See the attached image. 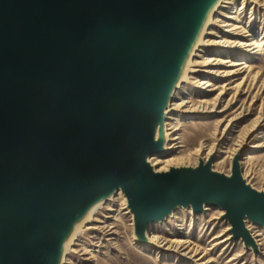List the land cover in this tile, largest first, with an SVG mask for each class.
<instances>
[{"label": "water", "instance_id": "95a60500", "mask_svg": "<svg viewBox=\"0 0 264 264\" xmlns=\"http://www.w3.org/2000/svg\"><path fill=\"white\" fill-rule=\"evenodd\" d=\"M209 0H0V264H55L72 216L122 187L143 234L174 207L225 210L235 238L264 193L208 165L154 172L153 129Z\"/></svg>", "mask_w": 264, "mask_h": 264}, {"label": "rangeland", "instance_id": "374dc122", "mask_svg": "<svg viewBox=\"0 0 264 264\" xmlns=\"http://www.w3.org/2000/svg\"><path fill=\"white\" fill-rule=\"evenodd\" d=\"M243 2L244 0H234L231 6H228L230 8L225 11L223 18L229 20L228 16L235 13L237 18L236 22L235 20L230 21L241 25L244 31L235 35V32H230L228 28L221 27L220 24H217V26L212 24V28L218 31L216 36L223 35L231 39L251 40L264 35V12H261L259 5L256 7L258 11L256 9L252 11L254 4L251 0H247L245 4ZM206 48L208 52H211L210 54L213 57H221L233 62H240L245 59L251 66L252 74L259 72L261 77H264V46L260 54L246 53L239 48L230 49L213 45L206 46ZM200 61L202 60L200 59ZM229 66L230 63L221 65L224 69L231 70L236 68ZM188 67L183 77L184 84L182 88L178 89V96L191 103H198L202 98L212 99L215 93L210 91L211 88L204 89L195 82L196 78L202 79L207 76L206 67L202 65L198 67L189 65ZM244 76L245 73L223 78L214 76V79L211 80L213 84L218 83L220 80L227 81L230 83V87H233ZM249 83L250 81L246 82L247 85ZM260 84L261 82L257 83L251 96H248L246 99L248 100V105L252 103V108L254 109L253 114L238 124L232 137H235L238 131L254 119L259 112L262 97L264 96V90H262L261 94H256ZM234 92V90L231 91L225 98L221 108ZM246 96L244 95L238 98L231 105L232 107L230 106L228 108L226 113L219 112L221 108L213 112L193 114L179 111L177 113L178 121H174V123L179 127L177 133L182 138L183 147H179L176 151H170L160 156L164 158L168 156H185L192 153L200 145H205L206 147L212 144L213 133L220 124V121L223 120L225 124V120L230 118L229 115L236 107L242 104ZM175 100L177 99L173 98V101ZM173 114V112L168 113L166 121H169V115ZM258 143L262 145L255 147ZM228 144L231 147L232 140H226L217 146V156ZM239 153H241V160L252 153L253 158L248 160L249 164L243 168V175H245L246 180L252 186L259 190H264V127L254 131L251 143L243 147ZM228 168V166H224L223 168L214 167V169L224 173L228 172ZM230 173L231 169L228 174ZM111 206L112 209H108ZM125 206H127L126 198L124 195L119 196L118 194L102 206H97L77 228L74 236L68 243V254L66 255L64 264H229L228 260L232 257L236 258L232 262L233 264H264V246L258 247V251L248 248L242 240V237L235 238L228 243L222 242L213 245V242L220 240L214 239L215 236L219 234L226 236L228 234L226 228L229 226V221L227 218L221 217L220 214L222 211L219 208H206L203 213H195L196 215H194L190 211V208L187 210L180 207L174 212L178 216V219L169 216L165 221L151 224L149 227L153 233H158L169 238H187L196 243L200 247V255L203 253V250L207 251V257L203 260L204 263H202L196 260L200 255H182L173 251L158 252L152 244L141 242L142 240L139 241L135 235L136 231L133 217L130 213H126ZM95 217L105 222H97L102 228L90 231L86 230L89 224L96 223L94 221ZM108 225L109 227H107ZM248 227L251 233L257 232L259 229L253 223H248ZM110 229L115 231L112 236L107 235ZM262 233L264 237V229H262ZM262 242L264 243V238H262ZM77 243H81L83 246L76 245ZM73 248H75L74 252H72Z\"/></svg>", "mask_w": 264, "mask_h": 264}, {"label": "bare ground", "instance_id": "6f19581e", "mask_svg": "<svg viewBox=\"0 0 264 264\" xmlns=\"http://www.w3.org/2000/svg\"><path fill=\"white\" fill-rule=\"evenodd\" d=\"M253 1V8L256 9V7L259 5L261 8V12H264V0H251ZM234 2V0H209L207 4L204 6L200 14L195 20L194 26L191 30V33L184 44L182 50L180 51V54L176 60V64L174 67V71L171 76L170 84L168 87V91L163 103V107L161 109L160 116L154 126L153 129V138L154 140L161 142V150L157 152L149 153L146 156V162L149 164V166L152 168L154 172H166L169 171L172 168H181V167H196L198 165H208L209 169L211 171H215L218 173H222L226 176H230L232 174L233 168L235 163H238L240 172L242 175V179L246 183V185L255 188L252 186L247 180L245 175H243V168H245L248 164L250 159L253 158L252 153L248 154L247 157H245L243 160L240 159L241 149L245 147L248 143H251V139L253 136L254 131H256L258 128L264 127V96L262 97V104L260 107L259 112L257 113L256 117L252 119L247 125L242 127L237 135L235 137L233 136V133L236 131V128L238 127V124L245 120L248 116L253 114V108L252 103L248 105L247 97L251 96L253 90L257 86L258 82H261L260 87L257 89L258 91L256 94H261L262 90H264V77L262 78L260 73H254L251 72V66L248 64L245 59L241 60L240 62H233L231 60H226L221 57H213L211 52H208L206 49V46H218V47H227L230 49L239 48L242 51H245L246 53H254V54H260L261 51H263L264 46V35L259 36V38H254L251 40H239L234 38H228L227 36H216L218 34V31H215L214 28H212V24L216 25L220 24L221 27H225L226 29L232 33H236L235 35L240 34L242 31H244L243 27L239 25L236 22V15L233 13L232 15H229V20H225L223 17L225 15V11L229 9L231 4ZM247 2V0H244V4ZM259 8V9H260ZM257 10V9H256ZM258 11V10H257ZM238 17V16H237ZM230 20H235V22H232ZM228 32V31H227ZM253 34V33H252ZM230 35V34H229ZM263 53V52H262ZM194 57H197L194 59ZM200 59L202 61H200ZM225 63H230V66L236 67L235 69H224L221 67V65H224ZM205 66L206 67V73L207 76H205L202 79L196 78L195 82L198 83L199 86H201L204 89L211 88L210 91H213V98L212 99H206L202 98L198 103H191L187 101L186 99H183L182 97H179L178 95V89L182 88V85L184 84V73L185 70H188V66ZM229 66V67H230ZM240 73H245V76L241 79L240 82L234 84L233 87H230V83L227 81L220 80L218 83L213 84L211 79H214V76L219 77H228L233 75H238ZM250 83L247 85L246 82ZM235 91L234 94H231L228 101L225 105L221 108L225 98L231 93V91ZM247 95L242 104L238 107H236L233 112L229 115V119L225 120V124L223 123V120L220 121V124L216 128L215 132L213 133V142L210 145H200L198 148H196L192 153L185 155V156H168V157H162L160 155L170 152V151H176L179 147H183L181 137L178 135L177 131L179 127L174 123V121H178L177 113L179 111H183L185 113H199V112H213L217 111L219 108L221 113H226L228 111V108L235 103L238 98L241 96ZM264 95V94H263ZM178 96V97H177ZM173 98H176L177 100L173 101ZM173 101V102H172ZM232 107V106H231ZM173 112V115L170 116V120L166 121L168 113ZM223 123V124H222ZM226 140H232V146L230 147L229 144L226 146L225 149L221 150L218 156L216 153L217 146L221 145ZM262 144L258 143L255 145V147H260ZM171 154V153H170ZM239 154V155H238ZM238 155V156H237ZM247 160V161H246ZM195 161V162H193ZM184 164V165H182ZM194 164V165H191ZM198 164V165H197ZM180 165V166H178ZM224 166H228V172L231 169V173L228 174L224 173L222 171H218L214 169V167L217 168H223ZM256 190L263 192L264 190H259L255 188ZM124 195V197L127 200V206H125L126 213H130L132 215L134 220V226L136 231V219L134 212L130 206L129 198L127 194L124 192L122 187L114 188L112 191L108 192L107 194L98 196L88 202L79 212H77L74 216H72L68 222V225L66 226L64 232L62 233L57 248L55 252V264H64L65 258L67 253V246L68 243L71 241L72 237L74 236L77 228L86 220V218L90 215V213L98 206H102L107 201L111 200L116 195ZM122 197V196H121ZM184 208L189 210L194 214L195 211L193 210L192 206L190 204H187L185 206L178 205L171 209L166 215H164L161 218L149 221L143 234H138L136 231V237L141 242H146L149 244H152L153 247L158 252H164V251H173L177 252L182 255H190L197 256L200 255V247L187 238H169L164 235H160L158 233H153L150 230V225L155 223H161L165 221L169 216L178 219V216L174 213L178 208ZM211 206L204 204L202 213L206 210V208H210ZM219 208L221 212V217L223 216L226 218L225 210L221 207H215ZM108 209H112L108 208ZM174 213V214H173ZM96 223L89 224L86 227V230H94V229H101L102 227L98 225L99 223H105L102 219H99L95 217ZM245 226L247 230L250 233L251 236V242L246 243L244 239H242L245 242V245L248 248H252L253 250H257L264 246V243L262 242L263 233L262 229H264V225L259 224L253 220H250L249 218L244 219ZM248 223H253L259 229L257 232H250V229L248 227ZM109 227V225L107 226ZM105 228V227H103ZM112 228V227H111ZM226 231H228V234L224 236V234H219L214 237V239H220L219 241L213 242V245L226 242L228 243L231 240L235 239V235L232 231V226L229 223V226L226 228ZM115 233V231H112L110 229V232L107 233L108 236H112ZM262 237V238H259ZM255 238V240H254ZM76 245H81V243H77ZM259 247V248H258ZM210 249V248H209ZM75 251V248L72 249V252ZM86 251V250H85ZM92 254V253H91ZM207 257V251L203 250V253L198 256L196 259L197 261H200L204 263V259ZM236 258L232 257L228 260L229 264H233L232 262Z\"/></svg>", "mask_w": 264, "mask_h": 264}]
</instances>
